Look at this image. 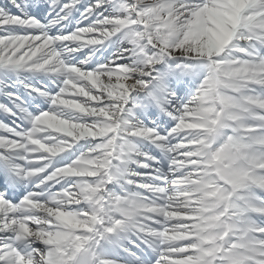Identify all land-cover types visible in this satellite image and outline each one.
I'll return each instance as SVG.
<instances>
[{"label": "snow or ice", "instance_id": "1", "mask_svg": "<svg viewBox=\"0 0 264 264\" xmlns=\"http://www.w3.org/2000/svg\"><path fill=\"white\" fill-rule=\"evenodd\" d=\"M209 17L228 43L209 47ZM224 84L237 86L221 100ZM53 113L114 131L59 136L42 130ZM216 137H235L250 161L230 189L232 219L223 239L176 241L192 221L166 216L163 194ZM257 164L264 0L238 12L231 0H0V264H264Z\"/></svg>", "mask_w": 264, "mask_h": 264}, {"label": "bare ground", "instance_id": "2", "mask_svg": "<svg viewBox=\"0 0 264 264\" xmlns=\"http://www.w3.org/2000/svg\"><path fill=\"white\" fill-rule=\"evenodd\" d=\"M233 7L238 11H240L247 3V0H231ZM207 22H212L216 26L214 29H210L211 40L209 41V47L215 48L217 46L228 43L227 33L222 24H219L216 21H213L211 17L208 18ZM206 22V23H207ZM205 23V26H206ZM257 74L254 70H242L241 75L246 76L249 80L253 75ZM24 76H30L26 71L23 72ZM47 75V74H42ZM15 77V75H11ZM243 82V81H242ZM19 91V89H17ZM75 94V93H71ZM65 103V106H74L78 102L75 101H61ZM78 110V109H77ZM59 117L56 114H51L49 118H42V126L45 131H50L52 133H57L59 136H72L73 138L82 137L85 134L89 135H108L109 132L114 131L111 128H105L97 133H92L91 129H86L81 125L75 124L71 121H63L58 120ZM191 123L190 121L188 122ZM251 127V126H250ZM251 130H255L254 127H251ZM216 137L210 143H208L207 148L212 146L213 142L217 140ZM49 139H57V137H49ZM42 150L45 151H53L55 149V145L41 144ZM205 150V151H206ZM228 159L234 162L235 158H231L228 155ZM237 162V163H236ZM234 163L237 164L236 169H232V167H228L224 169L222 167H218V170H215V165L212 164L211 158L207 155L203 157L200 161L197 162L199 167L193 169L192 172H188L183 177H177L175 181L168 184L169 192L168 195L163 194V198L167 201L168 207L171 211H167L166 216L170 219L176 220H191V231H182L180 229H187L189 225L187 224H179L176 225V231L170 232V238L179 241L183 238H188L192 235H195L198 232H203L206 235L205 243H212V237L219 236L220 239H223V236L220 235H212L207 232V228H212V216L209 215V208L211 207L210 197L214 196V192L210 190L211 187L217 186L218 183L221 185H227L229 189L232 188L235 178L237 174L240 172L242 168L245 166L242 163L236 161ZM187 164L185 162H181V165L177 167L176 171L181 172L187 168ZM258 167H263L259 166ZM262 169V168H260ZM258 171V169H256ZM69 174L75 175L78 174L76 169L67 170ZM218 171L217 176L214 175V172ZM82 174V173H79ZM225 192V191H224ZM226 194V192H225ZM230 194V192H229ZM228 195V194H227ZM229 197V196H228ZM212 217V218H211ZM66 219V220H65ZM61 224L63 222H68V225L72 224V220L68 216H63L60 218ZM203 223H207L206 227H203Z\"/></svg>", "mask_w": 264, "mask_h": 264}, {"label": "clouds", "instance_id": "3", "mask_svg": "<svg viewBox=\"0 0 264 264\" xmlns=\"http://www.w3.org/2000/svg\"><path fill=\"white\" fill-rule=\"evenodd\" d=\"M149 42H151V38H149ZM235 84H224L220 89H218L217 95L221 100H224L227 97V90L232 87H236ZM214 103L216 101H213ZM219 106V105H218ZM224 143V140L221 139L217 142V147L220 146V144ZM223 231V229H221Z\"/></svg>", "mask_w": 264, "mask_h": 264}, {"label": "rangeland", "instance_id": "4", "mask_svg": "<svg viewBox=\"0 0 264 264\" xmlns=\"http://www.w3.org/2000/svg\"><path fill=\"white\" fill-rule=\"evenodd\" d=\"M197 127H199V126H197ZM226 149H227V148H226L225 146H221V147L218 148V152L225 153V150H226ZM227 150H228V149H227ZM234 152H235L236 154H239V155L242 153L241 150L238 151V152H237V151H234ZM245 154L248 155V152H246ZM215 159H216V158H215ZM222 163H223V162H222ZM58 211H60V210H57V212H58Z\"/></svg>", "mask_w": 264, "mask_h": 264}]
</instances>
